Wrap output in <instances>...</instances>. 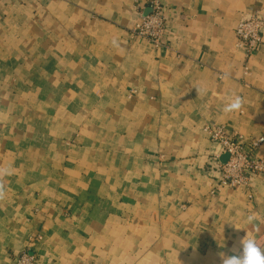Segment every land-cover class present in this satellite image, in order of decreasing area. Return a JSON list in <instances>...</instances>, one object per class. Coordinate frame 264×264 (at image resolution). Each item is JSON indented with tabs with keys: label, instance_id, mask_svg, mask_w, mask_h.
Returning <instances> with one entry per match:
<instances>
[{
	"label": "crops",
	"instance_id": "obj_1",
	"mask_svg": "<svg viewBox=\"0 0 264 264\" xmlns=\"http://www.w3.org/2000/svg\"><path fill=\"white\" fill-rule=\"evenodd\" d=\"M146 2L0 0V264H221L246 233L264 245V177L217 188L203 131L264 137V30L248 58L235 37L264 0H159V47L130 34Z\"/></svg>",
	"mask_w": 264,
	"mask_h": 264
},
{
	"label": "built area",
	"instance_id": "obj_2",
	"mask_svg": "<svg viewBox=\"0 0 264 264\" xmlns=\"http://www.w3.org/2000/svg\"><path fill=\"white\" fill-rule=\"evenodd\" d=\"M147 13L141 8L138 22L130 30V34L159 47L164 35L163 9L159 0H147ZM264 30V13L258 11L248 19L239 22L235 28L236 46L244 49L246 58L250 52L261 44V33ZM246 70V67L244 68ZM210 141L218 144L220 151L213 158L214 167L218 171L217 188L237 189L248 187L252 177H264V161L253 155V150L264 144V137H259L244 147L243 137L237 132H227L220 126H206L203 129ZM222 156H227L224 163ZM248 198H251L250 194ZM14 264H38L34 254L21 251L13 258Z\"/></svg>",
	"mask_w": 264,
	"mask_h": 264
},
{
	"label": "clouds",
	"instance_id": "obj_3",
	"mask_svg": "<svg viewBox=\"0 0 264 264\" xmlns=\"http://www.w3.org/2000/svg\"><path fill=\"white\" fill-rule=\"evenodd\" d=\"M115 43V42H114ZM244 100L241 96L235 95L230 98L229 103L223 108L225 113H231L238 111L242 108ZM9 174L6 170H0V176ZM4 196V186L0 183V199ZM257 220L256 214L252 213L247 215L246 222L253 225ZM231 222V221H229ZM236 230L237 228L233 222H231ZM257 231L259 229L257 228ZM233 254L227 255L223 252L219 253L221 264H264V245H261L257 240L247 233L245 236L240 237L237 243L233 246Z\"/></svg>",
	"mask_w": 264,
	"mask_h": 264
},
{
	"label": "water",
	"instance_id": "obj_4",
	"mask_svg": "<svg viewBox=\"0 0 264 264\" xmlns=\"http://www.w3.org/2000/svg\"><path fill=\"white\" fill-rule=\"evenodd\" d=\"M226 159H227V156H222V157L220 158V162L224 163V162L226 161Z\"/></svg>",
	"mask_w": 264,
	"mask_h": 264
}]
</instances>
